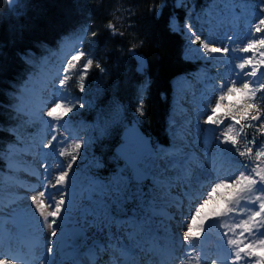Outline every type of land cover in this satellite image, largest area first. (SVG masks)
Returning <instances> with one entry per match:
<instances>
[{"label":"rangeland","instance_id":"obj_1","mask_svg":"<svg viewBox=\"0 0 264 264\" xmlns=\"http://www.w3.org/2000/svg\"><path fill=\"white\" fill-rule=\"evenodd\" d=\"M18 1L19 0H16L13 3L14 7L18 5ZM252 7L253 4H247L245 1L211 0L203 11L196 12V15L193 16L194 21L191 23L194 24L197 34L210 42H216L218 46H229L231 51L227 56L219 53L206 54L198 44H192V46L189 47V34L186 31L182 32L187 36V47L184 53L185 57L192 61L208 62L213 66V69H203L200 73L199 80H191L186 78V76H179L173 80V101L168 127L171 146L169 149L159 148L156 154L147 155L142 163L143 168L151 174L150 186L153 182V176H162L168 185L166 194L156 203V212L153 214L152 218V230L148 232V234L155 235L156 232L162 235L169 234L167 237H169L171 242H175L176 239L180 241L184 225L189 219V210L186 211V205L192 202L186 199L184 182L182 186L176 181L184 174V170L179 164H184L183 160L186 157V152L188 149L190 150L188 144L192 141L193 145H198V141L196 140L199 137V132H204L205 128H207L204 123L206 120V113L209 108L214 106L213 100L219 95V81L235 79L233 75L234 66L240 62L241 58L249 55L240 52L239 49L243 47V41L249 38L248 20L253 18L258 12ZM231 19H234V22L232 21L234 25L235 22L238 21V23L236 22V26L233 27V30L228 34L221 32L217 35L220 29L219 26L223 25L226 21L231 22ZM173 27L175 30L181 29L177 19L173 22ZM234 30L238 32V36L234 38L235 43L229 44L227 36L233 34ZM252 38L256 37L253 36ZM77 51H82L78 42H65L52 57L45 58L40 62L41 69H39L23 87L18 109L28 114L26 122L30 124L32 129L24 132L18 130L16 132L19 142L10 148L8 154L10 159L8 171L0 184V253L6 250L3 244L5 237L11 234L14 237V244L16 247L27 248L29 254H37L38 258L43 256L42 252L37 253V247L34 246L36 242L41 243V232L39 224L32 214L34 205L31 204V196L37 194V191L44 190L40 187V183L43 180L41 173L54 183V178L58 175L59 169L67 163L58 155V153L62 151L59 142L53 150L42 148V143L48 137L49 132L54 128L59 129L58 135L60 139L68 135L70 131L68 123L70 115L78 114L84 110L90 109L94 105V99L92 98L91 92L88 90L86 81L85 91L80 92L79 90L80 76L87 70L83 66L86 59L83 61H75L76 67L70 68L68 66L73 63L71 57ZM203 90H205L204 92L209 96L208 105L205 106L202 103V100L206 98L204 92H202ZM55 100H63L66 104L76 107L72 113L62 118L61 114H63L64 106L60 105V112L58 115H61V118H54L55 123H53L52 118L46 116V111L48 106ZM239 100H242V98L237 94L231 97L229 101H226V103H235ZM77 102L84 104L85 107L80 108L77 106ZM41 110H43V114L38 115V111ZM185 125L191 129L190 133L185 131V133L182 134V137L185 136L184 139L187 141V144H185L184 139L181 141L178 140L179 138L177 137L178 130ZM75 128L77 131L76 135L80 136V139H82L86 145H89L92 141L93 123L80 120L78 125H75ZM219 137L220 134L216 133L207 143L208 147L206 152L208 151V153L191 160L193 163L192 167L196 169L195 174L200 181L210 179L212 182L217 178L230 179L238 174V170H242L240 163L233 161L230 157L223 154L218 142ZM199 157L203 159L199 161ZM42 160H45L44 163L48 165L46 171L40 166V161ZM187 160L188 159H186V161ZM202 164H204V166L206 165L205 167L208 170L210 166H212L214 170H218L220 173L217 176L211 175L213 177L205 176L207 170L202 167H197ZM117 173L128 177L126 170ZM27 175L34 178L32 184L25 182L27 177L25 178L24 176ZM91 178L93 177L86 175L82 176L78 171H76L73 177L77 192L74 203L71 206L74 210L72 214H74L76 221L79 219L81 210L84 207L94 208L97 211L103 210L98 204L99 197L95 193L92 194V200L87 199L89 195L88 189L90 187L89 181ZM198 187L199 183L197 182L193 190H200L201 187ZM203 188L205 189L207 186ZM49 194L58 198V190H53ZM132 207L134 208V205H132ZM133 208L131 212L133 214H129L128 217L122 219L125 221L122 226L113 225L110 231L108 229H93L90 231L89 236L92 237V239L88 241V244L92 245L93 242L100 243L107 246L109 250L113 246L121 250L120 247L126 245L132 250L134 245H137V240H139L140 237L145 240L146 235L137 236L138 232H136L132 226H128V224L143 220V215H140L137 220H134ZM258 208L256 204L253 207L250 200H242L237 205V211L235 213L229 214L227 217L220 220H210L206 224L204 235L200 240L194 242L195 251H193V248L180 247V257L178 260V257H176L177 262L175 264H181L183 260L189 258H193L194 261V257L200 256L204 246L207 244H209L208 247L210 248L209 253L214 252L215 255L213 254V257H215V259L219 258L217 250H220V247L224 249L222 233L227 230L224 225L234 226L240 223L242 219L247 218L246 215L242 214L241 209L245 213H250ZM111 210L113 215H127V213H129L128 206L125 207L126 214L120 213L115 205L112 206ZM145 211L147 212L150 210L145 209ZM75 224L77 223L75 222ZM262 231H264V229L258 228L255 233V238H263L260 236V232ZM112 233H115L114 236H112ZM248 238L252 239L253 237ZM72 248L71 251L76 250V256L78 257L74 259L73 255L72 259L69 261L71 263L80 258V255L82 256V253L87 251V248L82 246V242ZM135 250L134 248L132 251ZM222 252L221 254L223 257L224 251ZM186 253L187 255H185ZM210 257L207 259L202 258V264H210ZM120 258L118 262L114 257L110 261H116L114 264H121ZM49 259L51 264H55L54 256H50ZM131 260L135 261L134 259ZM250 260L252 259H249L248 262H250ZM40 261L44 262L42 259H40ZM137 264L140 263L137 262ZM217 264L223 263L217 260Z\"/></svg>","mask_w":264,"mask_h":264},{"label":"trees","instance_id":"obj_2","mask_svg":"<svg viewBox=\"0 0 264 264\" xmlns=\"http://www.w3.org/2000/svg\"><path fill=\"white\" fill-rule=\"evenodd\" d=\"M208 2L187 0L189 5H197L196 12L202 11ZM159 4L162 8L158 12L151 11L153 5ZM173 15L180 26L187 22L186 11L176 7L174 0H19L14 8L9 7L7 0H0V182L9 162V147L16 142L14 130L26 118L18 109L23 87L40 61L52 56L61 40L75 33H86L85 59H93L103 71L94 66L86 80L94 105L72 115V123L79 117L94 122L92 142L84 144L82 158L73 167L98 178L117 171L123 163L115 155L114 147L121 141L125 123L132 118L137 119L156 144H169L166 128L171 80L181 74L191 75L200 65L183 57L186 37L170 30L169 20ZM111 22L124 34H116L107 27ZM92 31L99 32L94 39L90 35ZM134 43L139 47L133 49ZM24 53L28 54L30 63L22 60ZM145 87L148 109L147 115L140 117L137 103ZM228 124L220 126L222 132ZM238 135L245 137L240 141L241 150L252 136L258 144L264 143L255 130L245 129L240 134L238 131ZM77 140L80 139L63 138L62 151L67 149L70 154ZM223 150L254 168L257 163L264 166V161L255 155L239 157L227 145ZM62 157L69 161V156ZM101 159L103 168L98 165Z\"/></svg>","mask_w":264,"mask_h":264},{"label":"snow or ice","instance_id":"obj_3","mask_svg":"<svg viewBox=\"0 0 264 264\" xmlns=\"http://www.w3.org/2000/svg\"><path fill=\"white\" fill-rule=\"evenodd\" d=\"M174 4L187 13V22L180 31H186L189 34V47L192 44H198L206 54L219 53L225 56L229 54L231 51L229 46H218L216 42H210L197 34L194 24L191 23L192 17L196 15L197 5L195 3L189 5L187 0H174ZM253 7L258 9V12L248 20L249 38L243 41V47L239 49L240 52L249 55L241 58L240 62L234 66L233 75L235 79L219 81V95L213 100L214 106L207 110L204 123L216 126L215 130L219 132L220 126L225 124L227 118L231 123L218 138L221 148L223 149L227 145L230 146L231 152L233 154L238 153L239 157L255 155L258 160L264 161V143L258 144L255 136H252L241 150L240 141L245 137L238 135V131L243 132L245 129H249L258 131L264 138V0H258ZM161 8L162 4L153 5L151 11L158 12ZM176 19L173 16L169 20V28L172 31H175L173 22ZM107 27L114 29L116 34H124L113 22L107 24ZM98 34L97 31L90 33L93 39ZM253 36L256 38H252ZM227 41L229 44L235 43L234 36H227ZM137 47H139L138 44L132 45L133 49ZM86 55L84 51H77L71 57L73 63L68 66L70 68L76 67L75 61H83ZM21 58L25 62H31L27 53H24ZM140 63L143 68V61ZM83 66L87 71L80 76V92L85 91V81L94 66L103 71V68L93 59H86ZM147 91V87L141 90V98L137 103V113L140 117L147 115ZM237 94L242 98V102L226 103ZM60 105L64 106L62 118L72 113L76 107L66 104L63 100H55L46 111V116L52 118L53 123H55L54 118H61V115H58ZM77 106L85 107L79 102H77ZM224 109L227 110L222 111ZM58 133V128L52 129L43 141L42 148L55 149L60 140ZM143 143L146 145L150 141L145 140ZM83 146L84 142L77 140L73 143L70 154L67 149L59 152L58 155L60 156H69L68 163L59 169L58 175L54 178V183L41 173L43 180L40 187L44 190L37 191V194L31 196V204L34 205L32 214L35 216L41 232V243L38 246L43 248V256L38 259L49 261L50 256L56 255L57 241L64 238V221L66 216L71 214L70 206L75 200L76 185L73 177L76 174V168L73 165L82 158L81 149ZM256 148L259 150L254 151ZM238 162L242 170H238V174L234 177L214 179L207 188L199 192V195H197L198 189L190 191L189 194L193 197V202L189 209V219L180 236V247L193 248L195 251L194 242L200 240L204 235L206 224L210 220L223 219L237 211V205L240 201L252 200L253 207L258 203V210L245 213L241 209L242 214L246 215L247 218L242 219L240 223L234 226L224 225L227 230L222 233L224 241L222 259L223 264H248L249 259H252L254 264H264V238H255L256 230L258 228L264 229V166L257 163L254 169H250L243 161ZM98 165L101 168L104 167L102 159L98 161ZM40 166L45 171L48 168L43 160L40 161ZM195 172L196 169L189 166L180 177L186 189H195L198 180ZM146 179H148L147 174L138 171L134 172L131 178L120 173H113L108 177L90 179L87 199L92 200V194L95 193L99 197L98 204L103 210L97 211L94 208L84 207L76 221L82 246L87 248L86 255L89 260L86 264H114V261L105 258L110 251L107 246L96 242H93L92 245L88 244V241L92 239L89 232L93 229H108L110 231L113 225L125 222L113 215L111 210L113 205L120 213L124 214H126V205H134V220H137L140 215H143V220L133 223V229L138 233L151 232L156 203L166 194L168 185L162 176H153L152 185L148 187L145 185ZM53 190H58V198L49 194ZM145 209L150 211L146 212ZM260 236L264 237V231L260 232ZM248 237L253 238L249 239ZM3 244L6 250L0 253V264H28V261L19 255V248L15 246L14 237L11 234L5 237ZM74 264H82V262L74 261ZM132 264H135V261H132ZM181 264H202V257L195 256L194 261L193 258L185 259ZM210 264H217V259H211Z\"/></svg>","mask_w":264,"mask_h":264},{"label":"bare ground","instance_id":"obj_4","mask_svg":"<svg viewBox=\"0 0 264 264\" xmlns=\"http://www.w3.org/2000/svg\"><path fill=\"white\" fill-rule=\"evenodd\" d=\"M233 20L231 19V22L226 21L223 25H220L219 26L220 29L218 30L217 35H219L221 32L226 33V34L231 32V30H233V27L236 26V22H235V25L232 23ZM241 30H243V29H241ZM233 32L234 33L231 34L230 36H234V38L237 37L238 32L235 30ZM181 105H183V104H181ZM42 113H43V110L38 111V115H42ZM205 130H206V132H205ZM205 130H204V132L203 131L199 132V137L196 140V141H198V145L195 146V145H193L192 141L190 142V144H189L190 150L188 149V151L186 152V157L184 159L185 168H188L189 166L192 167L193 163H192L191 159L196 158V157L203 155L205 153H208V151L206 152V149L208 147L207 143L213 138L215 131L212 128V126H208ZM185 131H188L190 133L191 129L186 125L182 126V128H180L178 130V135H177V137L179 138L178 140H181V141L183 140L182 134H184ZM32 155H33V153H32ZM186 159H188V160L186 161ZM202 159H203L202 157H199L198 160L201 161ZM206 161H207V159H206ZM203 168H205V166H203ZM211 170L212 169H210V171ZM24 177L25 178L27 177L26 179L28 181L26 180L25 181L26 183H29V184L33 183L34 178L32 176L27 175ZM176 181L180 185L183 184V181L181 179H177ZM175 184H176V182H175ZM203 189H200V191H203ZM192 199H193V197H192ZM189 202H192V201H189ZM191 204L192 203H188V205H186V211H188L189 208H191V206H190ZM70 207H71V212H72V210H73L72 206H70ZM72 217H74V216L70 214V215L66 216V218H65V221H64L65 233L63 234L64 238L62 240L57 241V243H56V255L54 256L55 264H74V261L72 263L69 261L72 259L73 255H74V259H75V257H78V256H76L77 251L76 250L71 251L70 250L71 247L69 245V241H70L69 229L72 227V224H71V222L73 220ZM68 223H69V225H68ZM160 238H163V237H160ZM164 240L167 241V239H165V238H164ZM39 244L40 243L36 242V244H34V246L37 247V253L42 252V254H43V248L39 247L38 246ZM155 244H156L155 241H152L150 243L146 242V248L147 249L145 251L139 253V256H137V257L136 256L134 257L133 255L131 256V253L125 252L123 250H119V248L116 249V246L115 247L113 246L112 248H110L109 254L105 258L107 260H111L110 257L111 258L114 257V259L115 258L119 259L121 256V258H120L121 264H132L131 259L135 260V264H137V262L140 264H155V255L152 253V251L149 250V247H148V246H150L153 249ZM169 250L171 251L170 248H169ZM86 252L82 253V256L80 255V258H78L75 261H81L82 264H86V262L89 260V257L86 255ZM121 253H123V254H121ZM160 253H161V255H163V258L167 255L163 252H160ZM19 255L24 257V259L26 261H28V264H51L50 259H49V261L43 262V261H40V259H38L37 254H33V255L29 254L27 248L20 247L19 248ZM208 256H211L210 259H213L214 255L212 253H208ZM118 259H117V262H118ZM114 262H116V261H114ZM170 263H172V259L170 260V262L165 263V264H170ZM117 264H119V263H117ZM160 264H162V263H160Z\"/></svg>","mask_w":264,"mask_h":264},{"label":"water","instance_id":"obj_5","mask_svg":"<svg viewBox=\"0 0 264 264\" xmlns=\"http://www.w3.org/2000/svg\"><path fill=\"white\" fill-rule=\"evenodd\" d=\"M10 3L13 0H9ZM123 142L120 143L116 148L115 152L125 160L133 168V173L138 171L141 173L149 174L144 172L140 167V161L150 151H153V145L151 144L150 137L146 136L139 128V126L133 122L129 125L122 134ZM149 140V144H144L143 141ZM74 244L78 245L81 241L78 236V227L74 229Z\"/></svg>","mask_w":264,"mask_h":264}]
</instances>
